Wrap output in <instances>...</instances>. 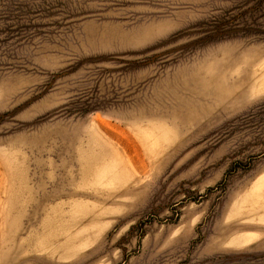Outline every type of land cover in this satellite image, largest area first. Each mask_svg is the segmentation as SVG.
Here are the masks:
<instances>
[{"label": "rangeland", "instance_id": "1", "mask_svg": "<svg viewBox=\"0 0 264 264\" xmlns=\"http://www.w3.org/2000/svg\"><path fill=\"white\" fill-rule=\"evenodd\" d=\"M263 72L264 0H0V264H264Z\"/></svg>", "mask_w": 264, "mask_h": 264}, {"label": "bare ground", "instance_id": "2", "mask_svg": "<svg viewBox=\"0 0 264 264\" xmlns=\"http://www.w3.org/2000/svg\"><path fill=\"white\" fill-rule=\"evenodd\" d=\"M262 81L264 82V72L261 76ZM262 198H256L251 208L255 212L256 215H264V195L260 196ZM255 198V197H254ZM250 213V212H249ZM250 216V215H249ZM252 216V214H251Z\"/></svg>", "mask_w": 264, "mask_h": 264}, {"label": "crops", "instance_id": "3", "mask_svg": "<svg viewBox=\"0 0 264 264\" xmlns=\"http://www.w3.org/2000/svg\"><path fill=\"white\" fill-rule=\"evenodd\" d=\"M63 231H68V230H67V229H66V230H65V229H63V230H62V232H63ZM62 232H61V233H62ZM69 235H70V234H69Z\"/></svg>", "mask_w": 264, "mask_h": 264}]
</instances>
